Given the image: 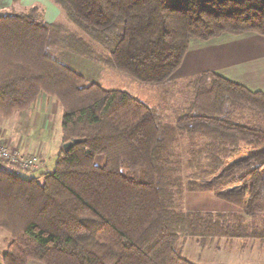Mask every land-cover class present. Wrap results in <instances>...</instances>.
Instances as JSON below:
<instances>
[{"label": "trees", "instance_id": "obj_1", "mask_svg": "<svg viewBox=\"0 0 264 264\" xmlns=\"http://www.w3.org/2000/svg\"><path fill=\"white\" fill-rule=\"evenodd\" d=\"M52 1L80 32L47 22L39 5L0 13V115L49 95L63 111L62 143L80 142L42 180L0 166L3 264H195L181 238L264 248V91L207 70L170 121L61 61L69 51L163 86L192 40L264 37V0ZM199 191L241 212L186 210L185 194Z\"/></svg>", "mask_w": 264, "mask_h": 264}, {"label": "crops", "instance_id": "obj_2", "mask_svg": "<svg viewBox=\"0 0 264 264\" xmlns=\"http://www.w3.org/2000/svg\"><path fill=\"white\" fill-rule=\"evenodd\" d=\"M33 5H39L44 10L47 22L60 20L62 10L52 0H0V13L15 9V11H22ZM180 68L189 76L211 70L225 77L227 76L231 80L235 79L237 82L238 79L235 75H238L240 70L244 68L251 72L260 70L259 75H262L261 78L243 84L250 89H263L262 91H264V37L247 33L243 35L225 34L207 42L192 40ZM259 75L257 77H260ZM62 114V108L56 99L41 94L28 109L13 114V117L20 124L18 136H15V134L5 136L4 134L2 136L4 139H0V141L8 142L12 148L19 150L23 155L38 156L43 164L37 171L50 172L53 163H56L57 157L63 148L62 126L61 130L57 131V125H62ZM15 171L30 172L29 170ZM184 207L190 211L241 212L240 208L215 198L212 193L201 191L187 192L184 198ZM223 240L227 242L234 241L216 240L219 242L218 249L220 242H223ZM235 240L242 241L244 249L254 248L255 246L262 247L259 239L239 238ZM249 241H254L253 245H249ZM255 241H258V243H255ZM5 251L6 244L1 245L0 264H3ZM28 264L42 263L31 260Z\"/></svg>", "mask_w": 264, "mask_h": 264}, {"label": "rangeland", "instance_id": "obj_3", "mask_svg": "<svg viewBox=\"0 0 264 264\" xmlns=\"http://www.w3.org/2000/svg\"><path fill=\"white\" fill-rule=\"evenodd\" d=\"M59 21L68 24V27L71 30H76L79 32L81 31L75 24L67 19L63 12ZM61 61L72 66L89 82H97L108 89L125 90L133 96L142 99L149 105L164 108L170 121L173 120L172 110L176 107L184 106L191 96L189 83L192 76L187 75L188 73H184V70H181V68L178 69L179 71L177 70L175 75L167 84L163 86H156L139 82L118 71L107 68L91 60L82 58L69 51H64L61 54ZM259 73L260 70L256 72L253 70L251 72L244 68L239 71L238 75L235 76L236 79H238V82H242L243 84L261 78L262 75H259ZM258 75L260 77H257ZM234 81L237 82L235 79ZM58 130H61V124L59 126L57 125V131ZM18 133H20V124L13 117V115L9 118H5L0 115V139H4V137H2L4 134L5 136H10L12 134L18 136ZM6 144L9 145L8 142ZM96 163L102 164L103 158L98 156L96 158ZM54 164L55 163H53L51 167L52 171L54 170L53 168H55ZM0 166L5 169L12 170L11 166H3L1 162ZM19 170L21 169H18V171ZM29 171L30 172L20 171L18 173L24 177L34 176L39 180H42L41 174L44 172H39L34 169ZM9 240L10 235L5 230L0 228V246L6 244L7 249ZM249 242V245H253L252 243L254 241ZM218 243L219 242L214 241L212 244L204 247L196 239L181 238L179 240L178 246L182 249L183 256L195 264H264L263 247L255 246L254 248L244 249V244L240 240H234L231 242L223 240V242H220L221 244L218 249ZM255 243H258V241H255Z\"/></svg>", "mask_w": 264, "mask_h": 264}, {"label": "built area", "instance_id": "obj_4", "mask_svg": "<svg viewBox=\"0 0 264 264\" xmlns=\"http://www.w3.org/2000/svg\"><path fill=\"white\" fill-rule=\"evenodd\" d=\"M0 162L3 166H11L14 170H38L42 167V160L38 156H26L19 150L0 141Z\"/></svg>", "mask_w": 264, "mask_h": 264}, {"label": "water", "instance_id": "obj_5", "mask_svg": "<svg viewBox=\"0 0 264 264\" xmlns=\"http://www.w3.org/2000/svg\"><path fill=\"white\" fill-rule=\"evenodd\" d=\"M79 142H80V140H78V139H75L73 141L66 142V143L63 144V150L64 151H69L70 148H72V146L74 144L79 143Z\"/></svg>", "mask_w": 264, "mask_h": 264}]
</instances>
